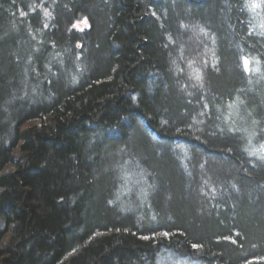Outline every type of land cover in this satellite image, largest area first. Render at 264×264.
Instances as JSON below:
<instances>
[{
    "label": "trees",
    "instance_id": "1",
    "mask_svg": "<svg viewBox=\"0 0 264 264\" xmlns=\"http://www.w3.org/2000/svg\"><path fill=\"white\" fill-rule=\"evenodd\" d=\"M253 2L0 0V264H264Z\"/></svg>",
    "mask_w": 264,
    "mask_h": 264
},
{
    "label": "rangeland",
    "instance_id": "2",
    "mask_svg": "<svg viewBox=\"0 0 264 264\" xmlns=\"http://www.w3.org/2000/svg\"><path fill=\"white\" fill-rule=\"evenodd\" d=\"M84 21H85V19H83V18L77 20L73 24V28H75L77 30H82V29L86 28L88 25H85ZM29 125L39 126L40 122L39 121H34L31 124H29ZM247 135H248L247 132H245V137H246L247 144H248L249 141H250L249 144H252V140L250 138H248ZM262 144H264V140L260 141L259 144L258 143L255 144V145L252 144L249 147V149H250L249 155L252 156V157H255V158L259 159V160H262V159L259 158L260 155H261L260 153H257V155H252L251 154L252 152H255L260 147V145H262ZM15 159L16 160L18 159V154L17 153L15 154ZM13 168L14 167L12 165H10L4 170V172L10 173V172L13 171ZM121 177H122L121 186H122V188H125L124 190H125L126 193H129V194L133 193V195H135V194L138 195V192H141L140 191V187H141L140 186V184H141L140 181L138 180L139 183L136 182V179L132 178L130 173L123 174ZM7 240H8V236H5L3 238V240H2V245H4L5 242H7ZM157 264H186V262H183V260L180 259V258L171 256V255H169L167 253H163V254L160 255Z\"/></svg>",
    "mask_w": 264,
    "mask_h": 264
},
{
    "label": "snow or ice",
    "instance_id": "3",
    "mask_svg": "<svg viewBox=\"0 0 264 264\" xmlns=\"http://www.w3.org/2000/svg\"><path fill=\"white\" fill-rule=\"evenodd\" d=\"M261 3H264V0H261V2L260 3H258V2H253V3H251L250 5H249V7L253 10V11H255L257 8H259L260 6H261ZM46 15H47V13H46ZM153 15H155V13H153ZM84 23H85V25H87V21L85 20L84 21ZM45 27H47V25H45ZM261 28H264V24H261ZM243 64H244V68H245V70H248V68H249V60L247 59V58H244V60H243ZM197 79H199V77H197ZM257 153H260L261 155H260V159H262V160H264V144H262V145H260V147L255 151V152H252L251 154L252 155H257ZM14 163L16 162V161H13ZM162 236H164V237H167V236H169V233L168 232H163L162 233ZM144 239H149V237H143ZM233 243H235V241H232ZM192 247L193 248H199V247H202V245H199V244H193L192 245Z\"/></svg>",
    "mask_w": 264,
    "mask_h": 264
}]
</instances>
